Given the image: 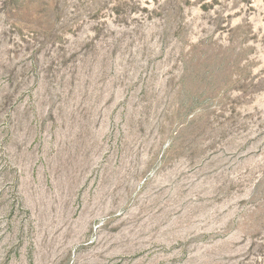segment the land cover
I'll return each mask as SVG.
<instances>
[{"label": "rangeland", "instance_id": "rangeland-1", "mask_svg": "<svg viewBox=\"0 0 264 264\" xmlns=\"http://www.w3.org/2000/svg\"><path fill=\"white\" fill-rule=\"evenodd\" d=\"M0 264H264V0H0Z\"/></svg>", "mask_w": 264, "mask_h": 264}]
</instances>
